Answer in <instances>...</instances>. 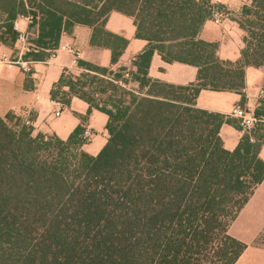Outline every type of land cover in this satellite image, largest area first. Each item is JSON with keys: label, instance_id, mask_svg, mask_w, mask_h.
Masks as SVG:
<instances>
[{"label": "trees", "instance_id": "trees-1", "mask_svg": "<svg viewBox=\"0 0 264 264\" xmlns=\"http://www.w3.org/2000/svg\"><path fill=\"white\" fill-rule=\"evenodd\" d=\"M210 7L204 0H0L1 43L14 44V20L30 17L26 60L85 25L91 45L111 50L114 66L127 41L104 29L111 11L133 17L136 36L148 43L132 62L136 91L123 67L78 62L82 72L63 73L50 92L65 107L84 101L81 120L93 110L107 116V142L96 156L81 150L80 125L62 141L33 136L12 112L0 116V264H235L247 245L228 229L264 180V133L226 151L219 128L230 122L195 100L201 90L240 93L245 67L264 70V0H251L237 18L245 36L235 63L198 39ZM154 50L166 62L195 66L197 81L148 79ZM254 115L264 125V112Z\"/></svg>", "mask_w": 264, "mask_h": 264}, {"label": "crops", "instance_id": "crops-1", "mask_svg": "<svg viewBox=\"0 0 264 264\" xmlns=\"http://www.w3.org/2000/svg\"><path fill=\"white\" fill-rule=\"evenodd\" d=\"M75 1V0H71ZM200 2L201 0H194ZM219 6L228 15L220 24L211 18L205 20L198 34V39L206 43L217 44L216 56L223 62H238L243 49L244 31L239 27L237 18L243 6L251 0H221ZM7 15L0 9V34L4 32ZM20 31L29 35V23L25 17L18 16L14 20ZM104 29L127 41L118 60L111 66V50L107 47L91 45L92 29L85 25H76L70 34L60 37L58 46L69 44L80 52L78 62H86L101 68L117 70L121 67L127 81V88L136 91L139 75L132 62L141 56L148 47L146 40L136 36L134 18L122 12L111 11L105 21ZM31 48V47H30ZM50 51V50H49ZM49 51L43 52L39 59H24L27 50H22L21 43L4 44L0 42V55L16 61L19 58L30 62V71L23 72L18 66L0 65V116L12 112L33 128L32 135H54L59 140L66 141L80 125L88 129L92 136L81 147L90 156H96L107 142L105 129L107 116L93 110L85 117L88 105L72 98L68 107L63 108L59 117L54 116L55 102L50 92L58 83L61 75L68 71L79 75L82 69L73 64V57L60 51L54 60L47 61ZM198 69L195 66L180 62H166L157 51H153L147 68V78L173 86H187L197 81ZM264 70L252 66L244 68L243 88L240 93L201 90L195 100V107L224 116L230 123H224L219 128V137L226 151L232 152L238 145L243 133L235 126L237 120L231 117L234 106H241L251 112H264ZM243 100V101H242ZM259 158L264 162V141L261 143ZM231 237L247 245L235 264H264V246L255 242L264 234V180L257 185L252 195L229 226Z\"/></svg>", "mask_w": 264, "mask_h": 264}, {"label": "built area", "instance_id": "built-area-1", "mask_svg": "<svg viewBox=\"0 0 264 264\" xmlns=\"http://www.w3.org/2000/svg\"><path fill=\"white\" fill-rule=\"evenodd\" d=\"M207 1L208 4L211 5L210 7V18L217 24H220L224 20L228 18V15L225 13L224 10H222L219 6H221L222 2L221 0H204ZM23 17V16H22ZM25 19L30 21V17H25ZM12 29L14 32L17 34V39L16 41L21 43L22 50H27L28 51V42L23 32L20 31L17 23L14 21L12 25ZM60 51H64L68 54H70L73 57V64L76 65L78 64V59L80 57V52L70 46L69 44H63L62 46H58L57 48L50 50L49 51V57L47 61L54 60L58 53ZM0 65H5V66H18L23 72L28 73L30 71V62L22 60L19 58L16 61H12L8 59L5 55H0ZM65 75L71 74L68 71L64 72ZM261 95H264V92H260ZM64 105L60 101L55 102V111H54V116L59 117L62 112H63ZM231 117L235 118L237 120V126L238 129L243 133V135L247 136L250 142H254L252 132L255 128V126L258 123H261V121L257 120L255 117L254 113L251 112L249 109L243 108L239 105L234 106L232 111H231ZM26 124H30L28 121H25ZM92 134L88 129H85L81 135V139L87 143V141L91 138Z\"/></svg>", "mask_w": 264, "mask_h": 264}, {"label": "rangeland", "instance_id": "rangeland-1", "mask_svg": "<svg viewBox=\"0 0 264 264\" xmlns=\"http://www.w3.org/2000/svg\"><path fill=\"white\" fill-rule=\"evenodd\" d=\"M29 37H31V38H33V36L32 35H29ZM26 39H27V42H28V36L26 37ZM28 45H29V47L28 48H30L31 47V45L28 43ZM69 75H72V74H69ZM63 113V112H62ZM26 124V123H25ZM26 125H29V124H26ZM256 130H259V131H261V132H263L264 133V125H260L259 123L255 126V128H254V130H253V132H252V134H255V131ZM42 135H44V134H42ZM47 137H51V135H49V134H47L46 135ZM72 154H74V150H72V148L69 150V155H72ZM257 245H262V246H264V234L260 237V238H258L257 240H256V242H255Z\"/></svg>", "mask_w": 264, "mask_h": 264}]
</instances>
